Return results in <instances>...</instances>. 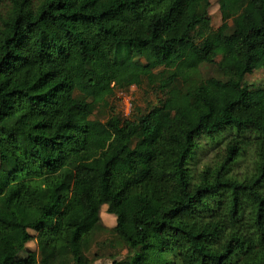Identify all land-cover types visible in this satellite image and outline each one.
<instances>
[{
  "label": "trees",
  "instance_id": "obj_1",
  "mask_svg": "<svg viewBox=\"0 0 264 264\" xmlns=\"http://www.w3.org/2000/svg\"><path fill=\"white\" fill-rule=\"evenodd\" d=\"M215 2L0 0V243L28 255L0 264H264V0ZM132 86L157 99L122 117Z\"/></svg>",
  "mask_w": 264,
  "mask_h": 264
},
{
  "label": "rangeland",
  "instance_id": "obj_2",
  "mask_svg": "<svg viewBox=\"0 0 264 264\" xmlns=\"http://www.w3.org/2000/svg\"><path fill=\"white\" fill-rule=\"evenodd\" d=\"M211 12V25L213 28H216L220 22V15L219 11L217 9V5L215 0H212V5L210 7ZM207 76H215V77H221V74L219 73L216 66H209L202 70V77L205 78ZM245 81L249 84H253L255 86H263L264 85V71L261 69L255 70L250 75H247L245 78ZM129 97L131 100V109L128 114L124 113V98ZM156 96L150 91L147 90V92H144L142 89H137L136 87L132 86L128 90L117 92L115 95V98L111 99L108 103L109 106L112 107V109L120 114L122 117H127L132 112H136L139 109L144 111L146 109L147 103H154L156 100ZM224 135L218 136L214 139H208L206 137H200L198 139V145L195 149V152L193 153L191 160L189 162L190 168L193 173L200 170L206 165H212L214 162L220 158L222 152V148L224 145ZM218 142V144H217ZM244 168V164L238 162L237 166L235 167L236 170H242ZM81 199V207L77 208L78 206H74L73 209L78 210L77 212L73 213L69 217L70 222H77L82 215L83 212L87 211L88 209H95V203L92 197L91 192L85 191L80 196ZM80 206V205H79ZM67 209L66 206L59 205L58 203L53 204L52 210L56 213L57 210ZM104 208L100 209L101 215H103V223L111 226L112 221L107 220V216L109 215L106 213ZM110 235L108 233H101L98 235L99 240H103ZM35 243L32 241L29 243V248L34 249ZM96 248V247H94ZM94 248L92 247V250L89 254L93 253ZM3 252H14L16 255V259L22 260L25 257H27V251L25 249H22L20 246L19 239L14 240H8L0 243V253ZM126 249H122L118 255V258H123L126 255ZM112 259L109 257H105L103 259L96 260L92 264H111Z\"/></svg>",
  "mask_w": 264,
  "mask_h": 264
},
{
  "label": "built area",
  "instance_id": "obj_3",
  "mask_svg": "<svg viewBox=\"0 0 264 264\" xmlns=\"http://www.w3.org/2000/svg\"><path fill=\"white\" fill-rule=\"evenodd\" d=\"M124 113L125 114H128L130 112V109H131V100L129 97H125L124 98Z\"/></svg>",
  "mask_w": 264,
  "mask_h": 264
}]
</instances>
